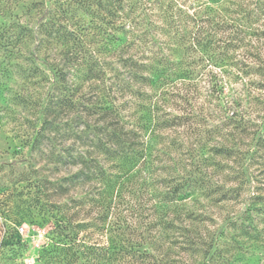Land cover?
I'll use <instances>...</instances> for the list:
<instances>
[{
  "label": "rangeland",
  "instance_id": "obj_1",
  "mask_svg": "<svg viewBox=\"0 0 264 264\" xmlns=\"http://www.w3.org/2000/svg\"><path fill=\"white\" fill-rule=\"evenodd\" d=\"M42 1L0 0V28L13 26L0 32L12 41L8 52L0 48V264H264V0H221L216 21L240 20L236 30L217 31L231 42L227 52L181 57L156 30L143 36L151 45L106 48L91 26L62 45L40 32ZM202 1L176 3L203 17ZM123 11L116 23L138 34L145 21L160 23L150 2L138 17ZM72 16L76 25L91 19L81 10ZM91 56L108 63L100 65L106 88L79 72ZM128 57L187 77L153 88L122 66ZM105 101L110 111L100 108ZM148 107L158 126L142 128ZM117 138L145 154L120 166L104 153ZM97 167L117 176H108L111 189ZM190 177H202L200 186L160 206ZM60 233H69L72 250L45 254Z\"/></svg>",
  "mask_w": 264,
  "mask_h": 264
},
{
  "label": "trees",
  "instance_id": "obj_2",
  "mask_svg": "<svg viewBox=\"0 0 264 264\" xmlns=\"http://www.w3.org/2000/svg\"><path fill=\"white\" fill-rule=\"evenodd\" d=\"M176 1L177 0H168V2L167 0H48V2H50V6H48L47 1L43 0L41 3V8L44 13H47L48 15L45 17L44 22L40 24V32H42V35L46 36L47 38L58 41L62 45H66L69 42H75L77 37L79 40L81 39L80 37L90 34L89 32L91 30V26H94V28L98 29V32L104 36L106 48L118 41L122 43V47L126 48L129 47V45L130 47L138 46L137 44L141 45L149 43L151 45L152 42L146 40L143 38V36L150 33V30H156L158 31L159 35L165 37L166 40L162 41V43H165L166 50L169 53L177 54L178 57H181V54L188 52L226 53V49L231 46V42L230 40L224 42L221 37L217 35V33L219 31L222 33L226 32V28H234L235 30L240 28V20L237 18L229 19L231 21V26L229 23H226L225 20L223 21V19L220 22L216 21L214 16L215 12L225 9V6H222L223 0L202 1L201 4L204 5L203 12H205L203 17H197L195 14L190 15L182 7H180ZM229 1L231 0H228L227 2L229 3ZM149 2L157 6L159 11L158 16L160 17L159 24L156 25L153 23L150 25V22L145 21V26L140 28L141 34H138L134 28L126 29L124 25L125 21H120L119 24L116 23L115 20L117 17H127V12L123 11L125 6L128 10V13L134 14L137 12L136 17H138V11L146 10L147 3ZM77 10H81L90 16L91 19L88 23L91 25L81 21H78L80 23L76 25L73 21H71L73 18L72 13L76 12ZM118 12L121 14L118 15ZM95 20L96 23L94 22ZM189 22H192L196 25L195 31L189 29ZM71 24H74L77 29H75V27L70 29L69 27L72 26ZM132 24L136 26L138 25V22L131 21L127 27L132 26ZM141 26L142 24H140V27ZM12 28L13 26L9 27L2 25L0 32L2 34L12 32ZM20 29L21 32L28 31L24 26ZM230 31L232 32V30ZM94 32L91 35L95 36L96 33ZM116 32L121 33V38L115 35ZM18 35H20V33ZM22 36L26 37L25 33ZM8 38L11 39L10 37ZM155 41L157 40H154L153 42ZM221 43H223V45L220 46L219 44ZM11 44V40H0V48L5 52H8V48ZM156 53H162V50L159 49ZM92 58L93 57L91 56L90 61L86 60L84 62L85 66L84 68H81L79 72L82 74L83 79L88 78L99 80L103 87H105V79H103L105 73L100 72V65H103L104 63V66H107L108 63L105 61H102V63L98 60V58H93L94 60H92ZM178 62L180 63L181 61ZM121 64L124 67L134 68L132 77L137 76L136 78L138 80L144 82L145 84H149L153 88H158L161 85L168 83L172 75H175V77L179 79H185L187 77V72L182 69L179 70V73H167L163 67H159V65H163L164 63L156 59H154L152 63L143 64L139 61L133 60L131 57H128L122 59ZM3 69L0 71H5ZM139 69L144 70L147 75L143 76L142 73L138 72ZM110 87H107V89ZM102 96L107 97L108 94L103 91ZM73 100L74 99L71 98L70 102H73ZM100 108L104 111H110L111 103L109 101H105L104 106ZM145 112L146 114L143 116L144 123L141 125L142 128H145V124L151 123H154V125L156 123L158 126L157 122L159 120L156 119L157 115L155 109L148 107ZM173 118L174 119H171V121L179 119L180 117ZM168 122L169 121L166 119L165 124L163 123V126H167V124L173 125ZM113 137H115V135H113L112 138ZM112 144L117 147L107 146L105 147L104 153L106 155L109 153L110 157L117 158L119 160L120 166H124L126 168L136 164L137 159L140 157V155H142V153L145 154L146 150L145 147H142L141 152H139L140 150L137 149L132 143H127L124 140L122 141L120 138L114 140L112 139ZM224 150L222 153L228 155L229 151L227 149ZM145 156L146 155H143L144 158ZM97 168L102 178H106L104 179L105 190L111 189L113 184L112 181L114 179L111 180L110 178L117 176L110 173L108 175H104V169L102 167ZM201 180H203L202 177H190V179H187L182 183L175 184L163 195L160 200H158L160 206H165L166 203L172 202L176 199H185L186 196L194 190L193 187L200 186ZM191 219L194 220L195 218ZM170 223L172 224V221L168 222L169 226H172ZM70 239L69 233H60L58 239L53 240L52 244L47 249H43V252L45 254H47V252L52 253L53 256L54 254L59 255L60 253H64V256H67L68 252L72 250ZM192 243L197 244L198 242ZM200 244L204 245L203 242ZM210 247L211 243L207 244V248ZM72 255L75 256L76 253L73 252ZM66 264H68V262Z\"/></svg>",
  "mask_w": 264,
  "mask_h": 264
}]
</instances>
